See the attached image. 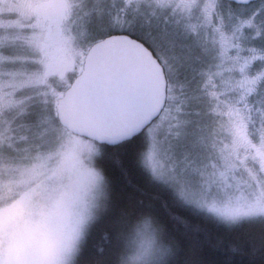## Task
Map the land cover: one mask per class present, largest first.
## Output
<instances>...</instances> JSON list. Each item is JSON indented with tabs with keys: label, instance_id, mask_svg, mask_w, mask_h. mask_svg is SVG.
Wrapping results in <instances>:
<instances>
[{
	"label": "rangeland",
	"instance_id": "rangeland-1",
	"mask_svg": "<svg viewBox=\"0 0 264 264\" xmlns=\"http://www.w3.org/2000/svg\"><path fill=\"white\" fill-rule=\"evenodd\" d=\"M71 2L55 53L66 65L51 77L39 51L42 34L24 28L29 23L19 15L0 18V264H75L88 226L109 207L100 142L54 116L89 46L113 30L139 37L172 81L202 66L209 108L220 116L210 133L194 129L186 114L164 116L151 131L160 142L152 136L144 157L154 176L223 220L264 215V79L251 71L264 64L261 2ZM138 223L133 236L121 237L119 264H156L164 256L149 221Z\"/></svg>",
	"mask_w": 264,
	"mask_h": 264
},
{
	"label": "trees",
	"instance_id": "trees-1",
	"mask_svg": "<svg viewBox=\"0 0 264 264\" xmlns=\"http://www.w3.org/2000/svg\"><path fill=\"white\" fill-rule=\"evenodd\" d=\"M202 68L192 77L179 76L178 82L167 78L164 112L154 123L119 143H100L99 164L111 198L103 218L88 226L75 264H119L121 237L133 236L141 219L149 221L161 241L164 256L156 264H264V215L223 220L184 201L144 161L152 136L155 141L160 135L151 131L164 116L180 120L186 114L203 133L219 129L220 116L209 108L211 99L198 75Z\"/></svg>",
	"mask_w": 264,
	"mask_h": 264
},
{
	"label": "water",
	"instance_id": "water-1",
	"mask_svg": "<svg viewBox=\"0 0 264 264\" xmlns=\"http://www.w3.org/2000/svg\"><path fill=\"white\" fill-rule=\"evenodd\" d=\"M166 98L165 71L152 50L128 33H112L90 45L82 70L58 98L55 114L72 132L116 144L147 127Z\"/></svg>",
	"mask_w": 264,
	"mask_h": 264
},
{
	"label": "flooded vegetation",
	"instance_id": "flooded-vegetation-1",
	"mask_svg": "<svg viewBox=\"0 0 264 264\" xmlns=\"http://www.w3.org/2000/svg\"><path fill=\"white\" fill-rule=\"evenodd\" d=\"M10 1H14V0H9L5 3L4 0H0V18L3 17L6 19L8 16L19 15L23 17V19H25L26 22L29 23V25H26L24 23L23 24L24 28L38 30L39 33L42 34L43 40L41 42V48L39 51H43L42 59L45 62L43 64L44 70L46 71V75L48 76L53 74L56 75L55 73H58L60 69H62L66 65L62 59L58 58L55 55V53L56 52L58 53L63 46L62 31H63L64 23L67 19V15H68L67 13H69L70 8L72 6L71 0L70 2H68L69 0H26L23 5L17 7L11 5V3L7 4ZM229 2L240 5L241 4L249 5V6L254 5L256 6V8H258L257 4L261 2L260 4H262L263 7H261L259 10H264V0H250L245 3H236L233 1H229ZM259 10L256 14L260 13ZM262 14L263 15L260 17L264 18V13ZM119 32L128 33L123 30L121 31L113 30L109 34L119 33ZM84 57H83V61H84ZM257 57L259 58V56ZM257 60L258 59L254 58L252 62L255 63ZM83 61H82V65H83ZM254 65L255 64L252 65L250 64V67L253 68ZM244 66H246V64ZM251 71L255 73V75L253 76L254 79L257 76L259 78L258 79L259 82L264 79V64L259 69L251 70Z\"/></svg>",
	"mask_w": 264,
	"mask_h": 264
}]
</instances>
